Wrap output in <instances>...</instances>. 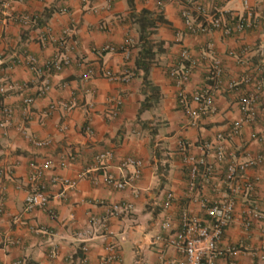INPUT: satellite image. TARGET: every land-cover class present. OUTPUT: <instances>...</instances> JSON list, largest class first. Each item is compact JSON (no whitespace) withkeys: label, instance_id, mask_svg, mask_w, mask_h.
Returning a JSON list of instances; mask_svg holds the SVG:
<instances>
[{"label":"crops","instance_id":"obj_1","mask_svg":"<svg viewBox=\"0 0 264 264\" xmlns=\"http://www.w3.org/2000/svg\"><path fill=\"white\" fill-rule=\"evenodd\" d=\"M205 3L228 21L231 15L264 13V0ZM157 6V0H133V5L129 0H0V86L6 87L0 103L12 109L8 119L0 115V182L5 187L0 264H134L139 249L145 264H181L183 253L166 244L169 230L161 226L166 218L175 228L184 209L202 215L206 205L225 195L233 197L238 218L248 209L264 210V140L258 138L264 132V91L256 119L224 144L236 160L247 155L260 160L238 176L234 188L222 183L225 161L202 146L218 134L226 135L240 117L238 98L254 90V82L243 76L255 77L264 70V20L237 36L219 30L190 34L180 3L166 2L165 21L151 36L162 49L149 71L159 99L138 113L143 92L150 91L143 87L140 71H134L139 26L130 14L153 12ZM34 17L37 22L21 23ZM66 28L70 37L60 47L57 38ZM106 44L114 50H101ZM28 56L37 60L41 71L28 66ZM64 56L70 63L61 70L43 67ZM188 58L197 61L184 84L188 93L209 85L204 69L214 60L221 62L224 80L240 82L231 92L214 96V113L192 118L177 101L178 86L169 70L181 68ZM101 66L126 73L124 79L84 76L88 67ZM26 96H33L29 105ZM104 151L111 156L98 162L96 156ZM187 154L204 157L210 166L207 173L201 169L193 189ZM128 157L142 160L141 167L124 164ZM46 161L51 167L39 181L48 204L24 211L33 169ZM108 174L128 184L122 189L110 186ZM53 178L76 184L71 187ZM255 178V193L249 194L246 187ZM166 191L174 195L169 208L164 207ZM122 201L133 208L111 212L109 204ZM258 224L245 230L239 219L225 229L222 243L241 248L233 256L237 264H253L262 238Z\"/></svg>","mask_w":264,"mask_h":264},{"label":"built area","instance_id":"obj_2","mask_svg":"<svg viewBox=\"0 0 264 264\" xmlns=\"http://www.w3.org/2000/svg\"><path fill=\"white\" fill-rule=\"evenodd\" d=\"M170 0H157V8L160 10L164 8L166 2ZM180 3V16L183 19L186 30L190 34H203L211 30H219L226 36H237L244 32L247 27H253L258 24L260 20H264V13L254 15L252 12H248L247 16H229V21L222 17V12L218 9L210 10L206 7L205 0H176ZM21 23L23 25H29L31 20L22 18ZM70 37L69 30L66 28L58 36V45L65 46ZM125 44L128 46L131 44V39L126 38ZM101 50L113 51L114 47L106 44ZM246 49L243 50L245 52ZM183 56L187 57V51H182ZM70 58L64 56L62 58H52L44 63L43 67L46 71L61 70L65 66L69 65ZM28 66L36 72L41 71L37 60L33 56L27 58ZM197 66V61L192 58H188L181 68H171L169 75L172 77L178 86L176 92V98L181 107L192 117L198 118L205 114L209 115L216 110L214 96L219 93L231 92L238 83L237 80H224V69L219 60H214L209 63L205 70V78L208 80L209 85L205 89L197 88L192 93H188L184 84L189 79L192 70ZM96 73L110 80L124 79L122 75L126 73H114L112 70L105 66H101L98 70L92 67H88L84 73L85 77H91ZM244 81L254 82V90L247 96H241L238 98L237 103L241 111L239 118L235 119L232 124V128L226 135L218 134L213 141L203 143V149L213 151L214 156L221 163L225 161L226 170L222 179V183L227 185L230 189L234 188L235 180L242 174L248 167L256 165L260 162L257 157L245 156L239 160L235 158L237 155L232 152H228L225 148V141L229 137L237 134L244 124H250L256 119L257 104L261 93L264 91V70L259 71L255 77L246 74L243 76ZM48 89V86H45ZM6 87L0 86V95H4ZM33 96H26L24 102L26 105L31 104ZM195 104V106L192 105ZM12 113V109L4 103H0V115L8 119ZM88 132H91L90 127H86ZM259 139L264 140V132ZM46 141H36L38 144L45 143ZM111 156L110 151H104L96 156L98 162H102ZM185 162L191 167V181L190 187L193 189L196 186V180L199 176L201 169L203 172H209L210 166L204 157L195 158L191 154H187ZM124 164H132L138 168L142 165V160L128 157ZM51 164L49 161L42 163L39 166H35L31 175L32 185L30 186L28 193L24 201V211H32L35 209L45 208L48 204V196L44 190V184L39 181L43 177V172L49 169ZM139 175V169H136L135 176ZM53 180H60L62 183L71 187L75 186L76 181L67 180L65 178H53ZM258 178H255L253 183L247 185L249 194L255 193V186ZM106 183L118 189L124 188L128 181L118 180L113 175L108 174L106 177ZM4 199H5V187L0 182V216L4 214ZM174 199V195L171 191H166V200L164 201V207L169 208ZM133 208L131 202H116L110 203L109 209L111 212L128 211ZM241 221V225L245 230H248L254 222H258V228L262 238L260 245L254 250L256 256L253 264H264V210H258L256 208L248 209L244 214L238 218L235 211V201L230 195H225L214 200L211 204L205 206L204 213L202 215H193L189 210L184 209L181 212L179 218V224L177 227L172 228L170 220L166 218L162 221L161 226L164 229H168L169 233L166 237V244L173 246L177 250L183 253V259L181 264H218L219 259L229 260V264H237L233 259L234 254L240 251V247L237 245L223 244V235L225 229L231 224ZM84 256L82 261H85V253L87 246H82ZM137 256L134 259V264H145V260L140 249ZM117 257V256H116ZM115 258L114 255L110 259Z\"/></svg>","mask_w":264,"mask_h":264},{"label":"trees","instance_id":"obj_3","mask_svg":"<svg viewBox=\"0 0 264 264\" xmlns=\"http://www.w3.org/2000/svg\"><path fill=\"white\" fill-rule=\"evenodd\" d=\"M130 5H133V0H129ZM130 19L133 24L139 26V49L135 55L134 71L141 74L142 83L144 88H149L150 94L144 93V98L141 101L139 112L153 105L159 99V89L152 83L149 78V71L151 66L156 62L158 53L162 52L160 42L153 39L151 36L156 32V29L160 22L165 21L163 16V10L157 8L156 11L148 12L145 9L136 13L130 14ZM32 22H37L36 18L31 19ZM136 45V44H135ZM134 45V46H135ZM165 46V44H164ZM187 63V62H185ZM145 90V89H144ZM150 97V98H149ZM189 176H191V167L188 165Z\"/></svg>","mask_w":264,"mask_h":264}]
</instances>
